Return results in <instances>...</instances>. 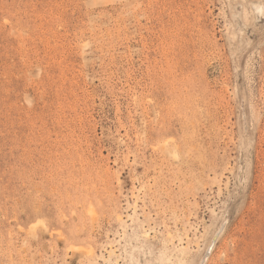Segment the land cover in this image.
Wrapping results in <instances>:
<instances>
[{
	"label": "rangeland",
	"instance_id": "obj_1",
	"mask_svg": "<svg viewBox=\"0 0 264 264\" xmlns=\"http://www.w3.org/2000/svg\"><path fill=\"white\" fill-rule=\"evenodd\" d=\"M0 264H264V0H0Z\"/></svg>",
	"mask_w": 264,
	"mask_h": 264
},
{
	"label": "bare ground",
	"instance_id": "obj_2",
	"mask_svg": "<svg viewBox=\"0 0 264 264\" xmlns=\"http://www.w3.org/2000/svg\"><path fill=\"white\" fill-rule=\"evenodd\" d=\"M116 211V210H115ZM92 212V211H91ZM214 242H215V240H214ZM214 242H212L211 244H210V246H209V248H208V255H209V253H211V251H212V247H213V244H214ZM184 249V248H183ZM187 251H188V249H187ZM186 251V252H187ZM185 253H183L182 252V255H184ZM190 255V254H189ZM208 255L206 256V259L208 258ZM185 257V256H184ZM187 257V256H186ZM204 257V256H203ZM205 259V260H206ZM133 261V260H132ZM184 261V260H183ZM186 261V260H185ZM183 263V262H182Z\"/></svg>",
	"mask_w": 264,
	"mask_h": 264
}]
</instances>
